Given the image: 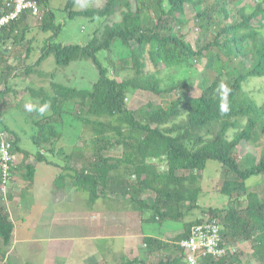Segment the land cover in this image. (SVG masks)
<instances>
[{"label": "trees", "instance_id": "1", "mask_svg": "<svg viewBox=\"0 0 264 264\" xmlns=\"http://www.w3.org/2000/svg\"><path fill=\"white\" fill-rule=\"evenodd\" d=\"M77 1L65 3L64 9L70 18L86 16L110 19V22L100 33L94 32L87 44L64 45L54 40L61 26L55 24L49 0H41L46 12L39 28L53 33L44 40L39 58L25 68L27 75L36 71L40 77L51 79V92L44 88H26L40 100V104L32 107L36 112L34 125L39 129L33 136L39 149L36 161H43L53 152L54 142L60 137L53 122L67 113L65 106L73 104L74 118L81 122L83 131L88 129L92 134V146L88 147L93 157L76 168L65 164L58 177L70 174L73 185L91 195L100 187L118 183L134 208H150L154 217L178 220L184 215L182 208L185 211L201 209L197 203L202 192L200 178L207 162L215 160L235 175L232 180H224L220 188L221 194L229 198L228 204L222 208L201 209L206 213L203 217L185 223V230L172 240L171 250L176 256L170 264H187L179 240L189 235L193 225L207 218L220 221L223 244L234 247L235 251L218 259L200 258L199 264H249L243 260L250 252L245 253L239 245L248 240L252 242L254 263L264 264V199L259 193L249 191L246 184L252 176L264 177V151L258 158L248 154L245 162L237 153L242 141L264 138V100L258 103L246 90L252 78L264 79V31L263 26L253 23L254 19L264 16V0H247L250 4L238 8L236 5L246 0H105L100 7L75 10ZM188 6L196 11L194 19L207 38L202 45L198 38L196 46L192 45L182 32ZM29 25L21 18L6 26L0 45L10 39L14 43L24 40ZM258 34L262 35L259 39ZM116 40L129 48L130 64L125 60L118 64L108 57L104 64L98 58V52H109ZM30 45L26 57L32 50ZM1 46L0 62H4L9 52ZM50 55L58 66L91 60L98 70L97 80L90 89L56 82L55 73L37 70ZM201 57H206L204 66L213 71L214 77L198 95H191L190 86L185 82L162 85L157 73L148 68V63L158 69L192 67ZM8 69L5 67L0 73L5 74ZM127 69L134 74L122 77L123 70ZM10 89L9 86L0 89V97ZM138 91L156 97L180 92L169 102L156 99L129 107L126 103L129 94ZM41 108L45 109L43 113ZM5 128L13 140L12 153L20 155L22 177L29 187L36 173L35 164L26 162L30 152L19 146L15 132ZM231 130H234L232 136L229 135ZM117 147L120 155H110ZM42 149L47 154L42 153ZM119 173L123 176L121 179L116 177ZM145 191L154 195L150 206L141 200ZM13 232L14 223L0 202V264H14L4 260ZM143 245L149 253H156L167 243L146 236ZM119 264L134 262L123 258Z\"/></svg>", "mask_w": 264, "mask_h": 264}, {"label": "rangeland", "instance_id": "2", "mask_svg": "<svg viewBox=\"0 0 264 264\" xmlns=\"http://www.w3.org/2000/svg\"><path fill=\"white\" fill-rule=\"evenodd\" d=\"M41 1V0H40ZM67 0H49V8L51 9L54 17L55 24L61 26V30L58 36L54 39L56 42L64 45H85L89 42L90 38L93 37L94 32L100 33L101 29L110 22V19L104 18H89L86 16H75L70 18L67 11H65L64 6ZM105 0H78L74 6L75 10H82L90 7H100L104 4ZM249 1H240L236 8L241 7L243 4L248 3ZM250 4V2H249ZM196 11L190 6L187 7L186 13L183 16L184 24L182 26V32L185 34L186 39L196 46L197 38L200 39L199 44L202 45L207 38L205 37L203 31L199 28L195 18ZM27 23H30L26 21ZM253 23L256 26H263L261 30L264 31V16H260L254 19ZM39 23L32 21L30 29L26 32L25 39L19 40L16 43L13 42V39L7 41L9 51L12 55L4 56L7 59L4 62H0V70L8 67V60H13L15 65H12V69H8L9 77H3L0 73V87L3 88L4 83L7 86L12 87V72L16 71L15 87L11 92H6L7 94L0 97V111L3 112V117L7 125L17 132L21 137L20 146L21 148L28 150L35 155L39 152L38 147L33 142V136L36 135V132L39 130L38 127L34 125L36 120V112L32 110L33 105L40 104V100L37 97H33L27 87L33 89L44 88L45 91L51 92L50 77H45L33 71L29 75L26 73V65L33 64L40 56V49L43 46L44 40L49 37L53 32H43L39 28ZM261 34H258L257 38H261ZM29 41L30 42L29 44ZM32 47L29 57H26V49L29 45ZM1 48L6 50V46ZM7 50V52H9ZM9 55V54H8ZM98 58L105 64L107 63L106 58H110L114 62L118 63L120 60H125L129 64L131 63L129 48L123 46L120 41L116 40L112 45L111 50L105 51L102 50L97 54ZM2 54H0V59H2ZM7 61V62H6ZM206 57L199 58L195 66H178L174 68H157L152 63H148V68L157 73V75L162 80V85H177L179 82L187 83L190 88L188 91L191 95H198L200 89L206 87L213 80L214 74L213 71L206 68L205 65ZM247 63L249 59L247 58ZM119 64V63H118ZM248 65V64H247ZM39 71L44 73H55V81L61 84L76 87L78 89H90L92 84L98 78V70L91 60H77L71 62L68 66H58L53 55H50L45 59L41 65L38 67ZM134 72L131 69L123 70L122 77L132 76ZM7 79V80H5ZM11 79V80H10ZM263 86V88H262ZM20 87V90L15 89ZM11 90V89H10ZM14 90L17 94H14ZM246 90L249 95L255 98L258 103H262L264 100V79L254 77L251 79L249 84L246 86ZM180 91H174L169 94H166L163 97H156L153 94L138 91L136 94H129V98L126 103L129 107H136L148 100H162L164 102H169L170 100L175 99L178 96ZM6 99V101H5ZM67 113H63L61 116L57 117L56 122H53L58 131L62 130L63 135L60 139L57 140V144L61 147L65 143L73 142L77 144H83L91 146V132L86 129L82 130V124L80 121L76 120L73 115V104L65 106ZM234 130H231L229 135L232 136ZM64 143V144H63ZM85 145V146H86ZM90 152L89 149H87ZM264 151V138L252 139L249 142L242 141L240 149L237 151L240 155L241 160L245 162V158L248 154H252L257 158ZM114 154L120 153L119 150L115 149ZM62 155L58 154L57 151L55 154H48L47 158L50 161L59 163L63 166ZM37 167L36 173V185L32 186L29 190L25 191L24 197L26 201H29V198L36 194L38 186H42L43 181H46L52 171L51 166L47 165L44 162H35ZM62 173V171H60ZM235 175L231 171L227 170L225 166L220 164L215 160H210L207 162L206 168L202 172V177L200 178V184L202 187V192L198 196L197 203L201 209H207L208 207H225L228 204L229 198L221 194L220 188L222 182L226 179H234ZM23 180V178H22ZM60 180L63 181V178L60 177ZM68 181V180H67ZM70 181V180H69ZM23 182H25L23 180ZM73 180L71 183L73 184ZM70 183V182H69ZM27 184V183H26ZM249 191H255L259 193L264 199V177L263 176H252L247 181ZM76 197L82 204L85 203L86 197L85 192L77 190ZM246 201L244 198L243 202ZM185 203V202H184ZM185 205L190 206V203H185ZM74 211L85 208H70ZM199 208H193L189 216L193 218H201L204 216L203 211ZM28 212V218L32 217L30 214L34 211L33 208H30ZM15 225L20 227V221L15 220ZM157 225V224H156ZM181 224L177 221L165 220L163 222V227L165 228H178ZM32 232V231H31ZM245 243L241 244V248L245 253L250 252L248 257H246L243 262L249 264L254 263L255 259L251 255L252 242L244 241ZM31 257H36L33 252H30ZM27 257L24 258V261H21V264H34V262H26ZM14 263H16L14 261ZM3 264V263H1ZM20 264V262L16 263ZM36 264V263H35Z\"/></svg>", "mask_w": 264, "mask_h": 264}, {"label": "crops", "instance_id": "3", "mask_svg": "<svg viewBox=\"0 0 264 264\" xmlns=\"http://www.w3.org/2000/svg\"><path fill=\"white\" fill-rule=\"evenodd\" d=\"M5 46L6 52L9 51L8 44L2 45ZM11 55L9 51L8 56ZM12 61L11 59L7 62L10 70L12 65H15ZM15 73L16 71L12 72L13 83L11 90L6 91L8 93L17 83L14 78ZM2 75L9 77L8 73ZM6 86L7 84L4 83L3 88L0 89L5 90ZM15 89L20 90V87ZM6 92L4 93L7 94ZM13 93L17 94L15 90ZM3 112L5 111H0L2 120L0 124L15 132L7 125ZM55 130L60 134L58 138L60 139L63 135L62 130ZM15 133L19 136L20 146L21 137L17 132ZM57 140L54 142L53 152L49 154L54 155L57 151L62 155L63 166L48 160L47 157L43 161H36V155L29 151L30 156L26 162H44L52 165L48 179L43 181L42 186H38L36 194L29 198V201H26L23 195L25 191L36 185L37 167L32 185L26 186V182L22 180L20 155L14 154L15 167L9 185L8 201L3 204L14 223V232L4 260L21 264V261L27 257L26 262H34V264H119L123 258H127L134 264H157L161 261L170 264L176 256L172 254V240L185 230L186 222L194 219V216H189L190 211L182 208L184 215L178 220L165 219L177 221L181 225L178 228L164 229L165 220L157 215L154 217L155 214L150 208H142L143 210L134 208L127 196L120 191L118 183L108 188L100 187L95 195L81 190L85 192L86 197L85 203L82 204L84 201L81 202L76 197L79 189L71 183V175L65 174L63 181L58 175L65 164H68L69 168L79 167L89 161L93 153L87 150L89 144L85 146L70 142L69 145L63 143L64 145L60 147ZM116 149L119 150L118 147ZM41 152L47 154L45 149ZM113 152L110 155L117 157L120 155ZM121 176L119 173L116 177L121 179ZM133 178L131 175L130 179ZM141 200H145L150 206L154 202V195L145 191L141 195ZM30 208L34 211L30 214L32 217L28 218ZM70 208L85 209H79L78 212ZM16 219L20 221V227L15 225ZM146 236L156 237L167 243V246L164 245L156 253H149L147 247L143 245ZM243 243L245 242L239 245ZM31 251L36 257L30 256Z\"/></svg>", "mask_w": 264, "mask_h": 264}, {"label": "built area", "instance_id": "4", "mask_svg": "<svg viewBox=\"0 0 264 264\" xmlns=\"http://www.w3.org/2000/svg\"><path fill=\"white\" fill-rule=\"evenodd\" d=\"M46 9L40 0H0V38L9 24L25 18L26 21L41 23ZM13 140L9 131L0 124V202L7 203L9 185L15 167L12 153ZM222 226L217 218H207L191 227L187 237L179 240L187 264H199V259H218L234 253L235 248L223 244Z\"/></svg>", "mask_w": 264, "mask_h": 264}, {"label": "clouds", "instance_id": "5", "mask_svg": "<svg viewBox=\"0 0 264 264\" xmlns=\"http://www.w3.org/2000/svg\"><path fill=\"white\" fill-rule=\"evenodd\" d=\"M222 87H223V86H222ZM225 91H227V89H226V88H225ZM44 110H45L44 108H41V109H40V112H41V113H43V112H44Z\"/></svg>", "mask_w": 264, "mask_h": 264}]
</instances>
